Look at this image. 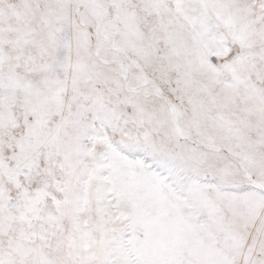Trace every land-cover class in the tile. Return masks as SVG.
Instances as JSON below:
<instances>
[{"label": "snow or ice", "instance_id": "obj_1", "mask_svg": "<svg viewBox=\"0 0 264 264\" xmlns=\"http://www.w3.org/2000/svg\"><path fill=\"white\" fill-rule=\"evenodd\" d=\"M0 264H264V0H0Z\"/></svg>", "mask_w": 264, "mask_h": 264}]
</instances>
